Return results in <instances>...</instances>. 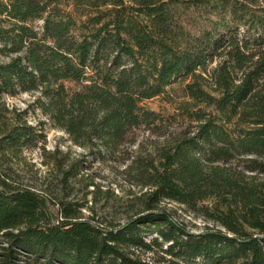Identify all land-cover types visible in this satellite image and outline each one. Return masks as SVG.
<instances>
[{"label": "trees", "instance_id": "16d2710c", "mask_svg": "<svg viewBox=\"0 0 264 264\" xmlns=\"http://www.w3.org/2000/svg\"><path fill=\"white\" fill-rule=\"evenodd\" d=\"M185 81L211 109L125 164L147 189L123 222L0 171V264H264V0H0V154L41 146L63 191L89 155L118 158L158 128L144 101ZM21 92L85 153L45 149L5 100ZM165 200L219 226L194 232Z\"/></svg>", "mask_w": 264, "mask_h": 264}, {"label": "rangeland", "instance_id": "374dc122", "mask_svg": "<svg viewBox=\"0 0 264 264\" xmlns=\"http://www.w3.org/2000/svg\"><path fill=\"white\" fill-rule=\"evenodd\" d=\"M218 62L217 57L212 62H208V70L212 71ZM210 75L209 73L208 79ZM186 82H175L168 86L167 93L144 101L146 107L160 113L161 120L158 128L141 126L135 129L132 140L124 146L118 158H107L101 161L89 155L83 172V180L82 177L80 180H71L66 191L62 190L59 183L61 176L59 171L52 168L50 164H44L46 157L43 156L41 146L25 148L17 156L0 154V171L7 173L9 178L15 182L32 185L41 192L58 197L67 195L68 199L76 200L83 205L85 214L94 215L106 225L123 222L139 208L138 196L147 189L130 180L123 170L125 164L134 154L171 140L184 129L192 130L197 123L194 116L195 111L201 107L204 110L211 109L206 108L203 103L194 102L187 95ZM210 85L209 80L205 87L216 94ZM34 99V94L29 92L5 96L11 108L26 110L27 120L41 126L45 135V142H43L45 149L53 150L59 147L63 151H69L71 156L85 153L84 148L75 144L65 131L54 126L39 108L31 106ZM91 181L93 182L89 184ZM163 205L173 212L178 221L183 222L194 232L202 231L207 225L219 226L185 204L165 200Z\"/></svg>", "mask_w": 264, "mask_h": 264}]
</instances>
